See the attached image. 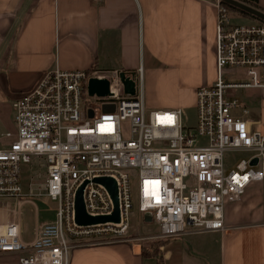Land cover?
<instances>
[{"label": "built area", "instance_id": "built-area-1", "mask_svg": "<svg viewBox=\"0 0 264 264\" xmlns=\"http://www.w3.org/2000/svg\"><path fill=\"white\" fill-rule=\"evenodd\" d=\"M215 1L217 76L196 90L194 128L185 129L182 107H147L142 64L135 73L134 95L125 91L118 70L57 65L13 102V128L5 132L9 140L0 142V207L7 199L35 195L33 179L43 173L39 194L57 201L58 209L55 219L37 226L30 240L24 239L19 219H0V254L17 253L19 264H69L70 251L79 244L155 242L228 228L227 203L264 179V130L246 117L248 106L237 92H264V21L235 23L231 7ZM236 73L244 79H229ZM93 76L110 79V94H90ZM87 95L96 98L98 107ZM104 104L114 107L104 110ZM124 120L129 121V136L123 135ZM230 150L249 156L228 169L225 152ZM23 163L39 169L30 177L28 192L22 183ZM101 176L117 182L120 221L80 224L75 198L85 182L89 214H111L115 208L107 186L95 180ZM136 200L143 216L152 213L155 232L129 233ZM162 248L152 249L159 264H165Z\"/></svg>", "mask_w": 264, "mask_h": 264}, {"label": "crops", "instance_id": "crops-1", "mask_svg": "<svg viewBox=\"0 0 264 264\" xmlns=\"http://www.w3.org/2000/svg\"><path fill=\"white\" fill-rule=\"evenodd\" d=\"M243 1L264 11V0ZM217 13L215 0H0V116L57 65L136 73L142 64L154 109L196 105L197 88L217 76ZM243 91L246 117L264 130L263 90ZM225 222L160 240L165 264H264V179L227 203ZM154 254L118 239L74 246L69 264H159Z\"/></svg>", "mask_w": 264, "mask_h": 264}, {"label": "rangeland", "instance_id": "rangeland-1", "mask_svg": "<svg viewBox=\"0 0 264 264\" xmlns=\"http://www.w3.org/2000/svg\"><path fill=\"white\" fill-rule=\"evenodd\" d=\"M251 15V14H250ZM250 15H243L241 13H232L233 22L235 23H247V22H255ZM255 17V16H253ZM242 76V77H241ZM229 79L231 80H243V73H236L234 75H230ZM148 80L146 79V84ZM243 88H239L237 90L241 99L246 97V94L243 91ZM156 91L152 89L146 88V99H147V107L149 109H154L152 102L156 99ZM160 97V98H159ZM158 99H162L159 95ZM86 100L93 103L96 107V98L92 96L86 97ZM13 110V109H12ZM184 111V123L185 129L189 130L190 128H194L197 124V108L193 103H188L183 108ZM13 111L9 109H5L2 116H0V142L8 141L6 138L5 132L13 127ZM259 128V126H256ZM122 130L124 136L130 135V127L129 121L124 120L122 122ZM249 152L246 151H235L230 150L225 152V163L226 167L230 169L231 167H235L237 161L242 159L243 157H248ZM43 172V168L41 169ZM39 169L36 166H31L29 163L22 164V183L24 186V190L26 192L29 191L30 187V177ZM37 175L33 181L35 184L34 193L35 195H28L21 198V201H18L16 198L7 199L3 202V206L0 207V219L2 218H11V219H19L23 231L24 239H32L35 236V230L38 225L43 222L54 220L56 217V212L58 209V202L52 200L51 198L40 195L39 193L43 191V181L44 175ZM134 188H137L136 180L133 182ZM8 204H11L10 207ZM17 211V212H16ZM130 234H147L150 232H155L158 228L155 224L150 225L151 222H147L144 220L142 212L138 208L137 200L135 201L134 207L130 211ZM145 247L149 249H153L155 247L152 245L153 241L151 240H140ZM152 251V250H151ZM0 264H19L18 263V254H0Z\"/></svg>", "mask_w": 264, "mask_h": 264}, {"label": "water", "instance_id": "water-1", "mask_svg": "<svg viewBox=\"0 0 264 264\" xmlns=\"http://www.w3.org/2000/svg\"><path fill=\"white\" fill-rule=\"evenodd\" d=\"M225 3L230 4L233 7L239 8L258 19L264 21V11L260 8H257L243 0H222ZM119 76L124 83L125 91L129 94L134 95L136 93V82H135V73L128 71H120ZM88 89L90 94H98L99 96H105L110 94V79L108 77H96L93 76L90 78L88 83ZM113 108L114 105L104 104L103 109ZM90 115H93V111L90 110ZM258 158L253 159V163H256ZM97 182H101L107 186L109 191L111 192L114 202L115 208L111 214L105 215H91L87 212L84 202L83 189L86 184L83 183L76 193L75 198V209H76V221L80 224H93L98 222L105 221H120V207H119V199H118V185L116 180L111 176H101L95 178ZM152 213L147 211L144 213V220L147 222L152 221Z\"/></svg>", "mask_w": 264, "mask_h": 264}, {"label": "trees", "instance_id": "trees-1", "mask_svg": "<svg viewBox=\"0 0 264 264\" xmlns=\"http://www.w3.org/2000/svg\"><path fill=\"white\" fill-rule=\"evenodd\" d=\"M246 1L251 2L252 0H246ZM227 4H228V3H227ZM254 4H255V2H254ZM228 5H229L230 7H233V6H231L230 4H228ZM248 14H249V13H248ZM92 68H94V67H92ZM159 243H161V241H155V242L152 243V245L155 246V248H156L157 245H158ZM144 252H145L146 254H154V253H155V250L151 251V249H149L148 247H145V246H144Z\"/></svg>", "mask_w": 264, "mask_h": 264}]
</instances>
